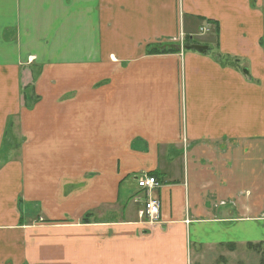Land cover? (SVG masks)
<instances>
[{
	"label": "crops",
	"instance_id": "0c3cea01",
	"mask_svg": "<svg viewBox=\"0 0 264 264\" xmlns=\"http://www.w3.org/2000/svg\"><path fill=\"white\" fill-rule=\"evenodd\" d=\"M251 243L264 0H0V264H260Z\"/></svg>",
	"mask_w": 264,
	"mask_h": 264
},
{
	"label": "built area",
	"instance_id": "2783aa9c",
	"mask_svg": "<svg viewBox=\"0 0 264 264\" xmlns=\"http://www.w3.org/2000/svg\"><path fill=\"white\" fill-rule=\"evenodd\" d=\"M148 176V177H146ZM139 187L143 189L153 188L155 186V179L152 175H142L141 177H137ZM148 198L150 201L147 204V212L152 219L151 223L159 222V200L151 192L147 190Z\"/></svg>",
	"mask_w": 264,
	"mask_h": 264
},
{
	"label": "rangeland",
	"instance_id": "374dc122",
	"mask_svg": "<svg viewBox=\"0 0 264 264\" xmlns=\"http://www.w3.org/2000/svg\"><path fill=\"white\" fill-rule=\"evenodd\" d=\"M194 43H195V45H194V47H193V49H195V50H198L199 51V49H198V46L199 45H201V43H196L195 41H194ZM201 52V51H200ZM26 96H27V104L29 105H31L32 106V103H33V99H34V96L31 94V93H29V94H26ZM12 130H13V127H12V122L11 121H9L8 122V127H7V131H8V136H6L5 138H4V141H3V144L4 145H6V146H8V145H10L11 143H9V137H12V139L14 138L13 136H12ZM41 222H44V218H41V219H39ZM46 222V221H45ZM254 256L253 257H256V260H255V262H254V264H259V258H260V256H255V254H253ZM260 255H262V257H263V255H264V251H263V253H260ZM238 262H239V260L238 259H236V258H234V260H232L231 262H230V264H238ZM250 261H248V262H246V263H249ZM218 264H223L222 262H218ZM239 264H242V263H240L239 262Z\"/></svg>",
	"mask_w": 264,
	"mask_h": 264
},
{
	"label": "bare ground",
	"instance_id": "6f19581e",
	"mask_svg": "<svg viewBox=\"0 0 264 264\" xmlns=\"http://www.w3.org/2000/svg\"><path fill=\"white\" fill-rule=\"evenodd\" d=\"M202 30H208L207 28H202ZM184 43H185V41H184ZM143 175H151V174H143ZM142 176V175H141ZM141 176H138V178L139 177H141ZM153 176V178L155 179V186L153 187V188H147L146 190L145 189H143V188H141L142 190H143V192H144V203H145V205H144V209H143V211H142V213H143V215L145 216V218H146V220H147V223H150L151 225H153V224H157V223H159V222H157V223H151L152 222V219H151V217L149 216V214H148V212H147V204H148V202L150 201V199L148 198V193H147V190L149 191V192H151L152 194H153V196H155L154 194H155V190L157 189V187L159 186V181L157 180V178L154 176V175H152ZM146 177H148V176H146ZM136 181H137V178H136ZM137 184H138V181H137ZM139 186V185H138ZM156 197V196H155ZM157 198V197H156ZM159 200V199H158ZM160 208H161V203H160V201H159V218L161 219V215H160ZM160 221V220H159Z\"/></svg>",
	"mask_w": 264,
	"mask_h": 264
},
{
	"label": "trees",
	"instance_id": "16d2710c",
	"mask_svg": "<svg viewBox=\"0 0 264 264\" xmlns=\"http://www.w3.org/2000/svg\"><path fill=\"white\" fill-rule=\"evenodd\" d=\"M190 38V37H189ZM189 40V39H188ZM189 42V41H188ZM198 44V43H197ZM186 45H188L189 47H194V45H195V43H194V45H192L191 46V44H190V42L189 43H187ZM199 45V44H198ZM198 49H199V51H201V52H205L206 50H207V47L206 46H204V45H199L198 46ZM171 50H174V48H171V49H163L162 51H159V52H168V51H171ZM153 52H158V51H156V50H152ZM248 247L250 248V249H253V250H256V252H260V253H263V251H264V243H258V244H249L248 245ZM261 257H262V255H261ZM260 264H264V255H263V257L261 258V261H260Z\"/></svg>",
	"mask_w": 264,
	"mask_h": 264
}]
</instances>
